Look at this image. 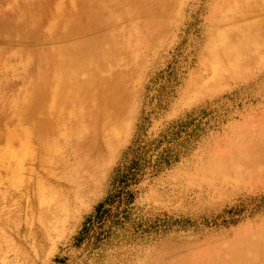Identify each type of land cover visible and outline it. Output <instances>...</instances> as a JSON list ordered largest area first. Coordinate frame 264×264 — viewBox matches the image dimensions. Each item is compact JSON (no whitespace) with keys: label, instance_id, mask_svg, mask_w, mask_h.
Returning <instances> with one entry per match:
<instances>
[{"label":"rangeland","instance_id":"374dc122","mask_svg":"<svg viewBox=\"0 0 264 264\" xmlns=\"http://www.w3.org/2000/svg\"><path fill=\"white\" fill-rule=\"evenodd\" d=\"M169 1L159 28L143 15L121 24L133 32L117 92L124 115L97 164L100 140L82 156L88 131L70 132L40 165L18 133L29 127L12 102L21 83L0 82V133H15L8 148L0 139V264H152L169 246L224 245L264 224V177L211 171L264 117V44L227 51L246 23L232 18L239 0Z\"/></svg>","mask_w":264,"mask_h":264},{"label":"bare ground","instance_id":"6f19581e","mask_svg":"<svg viewBox=\"0 0 264 264\" xmlns=\"http://www.w3.org/2000/svg\"><path fill=\"white\" fill-rule=\"evenodd\" d=\"M239 1L244 6L232 18L246 23L233 29L232 43L226 49L234 54L264 44L257 41L264 35V0ZM169 6V0H0V39L6 41L0 44L4 62L0 82L10 77V82L21 83L19 92L11 95L12 102L21 125L29 127L19 126L18 133L24 148L33 140L40 165L46 163L44 155L54 156L60 150L58 144L70 132L86 139L91 132L83 143L84 157L91 155L100 140L104 151L93 164L109 152L124 115L117 92L125 73L122 65L129 63L126 38L133 33L121 24L129 20L134 27L143 15L148 29L159 28L158 20ZM1 119L0 127L5 126ZM70 122L69 130L59 134L62 125ZM254 124L246 138L233 142L232 157L211 170L215 176L223 181H227L226 173L236 180L264 177V117ZM0 139L8 148L15 133L3 128ZM200 241L204 246L197 250L189 244L169 246L152 264H264V224L235 233L224 245L214 244L216 238ZM26 262L30 264L29 257Z\"/></svg>","mask_w":264,"mask_h":264}]
</instances>
